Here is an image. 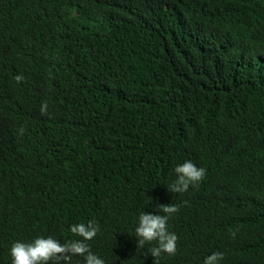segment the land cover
<instances>
[{
	"label": "trees",
	"instance_id": "obj_1",
	"mask_svg": "<svg viewBox=\"0 0 264 264\" xmlns=\"http://www.w3.org/2000/svg\"><path fill=\"white\" fill-rule=\"evenodd\" d=\"M186 159L205 175L172 192ZM88 220L106 264H264V0H0V264Z\"/></svg>",
	"mask_w": 264,
	"mask_h": 264
},
{
	"label": "clouds",
	"instance_id": "obj_2",
	"mask_svg": "<svg viewBox=\"0 0 264 264\" xmlns=\"http://www.w3.org/2000/svg\"><path fill=\"white\" fill-rule=\"evenodd\" d=\"M21 77H17L19 80ZM175 178L170 188L172 192H186L190 185L202 180L206 169L197 166L192 160L186 159L174 168ZM161 214L142 211L135 227V235L140 237L139 246L145 242L156 241L157 245L150 248L152 256H159L161 252L175 253L177 236L169 231L168 220L177 211L172 204L160 205ZM100 231L94 220L75 223L70 226V232L77 237L61 243L52 236H37L31 241H14L9 249L11 264H49V261L60 259L69 260L71 255H82L83 264H106L105 259L90 250L88 241L92 240ZM222 254L213 252L204 258L203 264H220Z\"/></svg>",
	"mask_w": 264,
	"mask_h": 264
},
{
	"label": "bare ground",
	"instance_id": "obj_3",
	"mask_svg": "<svg viewBox=\"0 0 264 264\" xmlns=\"http://www.w3.org/2000/svg\"><path fill=\"white\" fill-rule=\"evenodd\" d=\"M54 32V31H53ZM51 37V36H50Z\"/></svg>",
	"mask_w": 264,
	"mask_h": 264
}]
</instances>
